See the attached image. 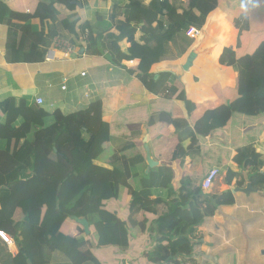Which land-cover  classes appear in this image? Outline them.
I'll return each mask as SVG.
<instances>
[{"label": "trees", "instance_id": "16d2710c", "mask_svg": "<svg viewBox=\"0 0 264 264\" xmlns=\"http://www.w3.org/2000/svg\"><path fill=\"white\" fill-rule=\"evenodd\" d=\"M170 1L151 0L145 5L140 0H128L124 8L126 23L118 28L121 37L109 42L111 55H114L111 61L115 64L140 61L136 78L153 94L160 80H153L151 67L185 56L192 44L185 34L187 28L200 30L218 3V0H186L174 7ZM78 3L79 0H38L32 14L7 11L5 62H44L54 37L73 41L83 35L85 29L89 31L86 51L109 59L101 46L100 34L95 36L88 23H78ZM161 18L166 21L165 29ZM131 23L140 25L150 39L138 44L133 31L130 32V47L124 54L118 41L127 34ZM154 23L156 26L152 27ZM219 63L235 72L237 99L206 111L193 127L166 113L158 117L174 127L177 141L171 159L179 160L180 164L186 158L196 161L199 152L196 135L207 136L224 128L234 114L248 118L264 114V41L252 53L239 57L232 49L224 48ZM175 97L186 101L184 93ZM9 100L0 103V231L12 237L17 254L3 260L7 264H50L58 254L70 264H98L90 248L85 252L80 248L90 247L93 241L96 248L124 250L129 247V238H141L147 233L155 243L146 254L149 264H193L191 240L196 238L197 226L219 207L231 206L234 202L230 191L203 195L197 187L187 191L185 203L180 201L179 195L168 205L167 212L157 217L154 208L157 199L150 196L151 190L159 186V169H152L147 175H143V171L133 173L131 167L144 161L142 157L126 158L123 162L114 157L116 162L112 161L110 169L94 163L100 147L110 141V129L103 119L100 99L91 100L85 108L69 114L59 110L49 114L31 103L30 98L11 106ZM154 121L152 118L149 124ZM186 141H189L188 146H185ZM258 159L249 146L237 149L231 159L254 187L264 185V174L260 171L263 163ZM138 177L139 191H136L130 181ZM235 177V173L227 171L226 184ZM31 178L43 181L39 188H32L33 192L28 190ZM242 184L239 181L238 187ZM168 187L171 196L173 189ZM125 199L128 214L118 219L115 204L119 207ZM75 217L88 223L90 233L85 240L77 239L83 234V228L73 220ZM70 223L77 229L75 235L65 234L64 228Z\"/></svg>", "mask_w": 264, "mask_h": 264}, {"label": "crops", "instance_id": "0c3cea01", "mask_svg": "<svg viewBox=\"0 0 264 264\" xmlns=\"http://www.w3.org/2000/svg\"><path fill=\"white\" fill-rule=\"evenodd\" d=\"M140 1L145 5L151 2ZM179 2L185 0H172L170 4L177 7ZM127 3L128 0H79L77 4L78 23L86 22L95 31V36L100 34L101 46L109 59L87 52V42L86 45L77 42L79 48L76 55L68 59L62 60L57 55L55 60L41 63L7 64L4 60L6 12L32 14L38 0H0V103L10 99L11 106L23 98L34 102V98L39 97L43 100L41 108L45 112L51 114L59 110L69 114L85 108L91 100L100 99L103 119L110 129V141L100 147L94 163L110 169L114 157L120 162L126 158L142 157L144 161L131 167V171H143L144 175L147 164L143 143L146 139L151 159L157 163L155 168L159 169L156 170L159 186L151 190L150 196L157 199L154 206L157 217L166 213L168 205L179 195L180 201L185 203L187 191L200 187L210 169H219V177L209 192H201L203 195H218L230 191L234 202L231 206L219 207L197 226L196 238L191 240L192 262L264 264V185L252 186L243 174L245 172L231 160L237 149L249 146L263 163L260 171L264 174V114L255 118L234 114L224 128L216 129L207 136L196 135L199 143L197 159L191 162L186 158L183 164L171 159L177 141L174 127L158 119L159 115L166 113L193 127L206 111L237 99L236 74L231 68L222 66L219 58L224 48L232 49L239 57L252 53L264 41V0H230L229 3L218 0L217 7L206 17L200 36L192 40L186 55L151 67L153 80H160L155 87L156 94L150 93L140 83L136 78V69L111 61L114 55H111L109 42L121 37L118 28L126 23L124 8ZM177 12L180 13V10ZM161 20L165 29L166 21L164 18ZM155 26L156 23L152 24V27ZM132 31L138 44H145L150 39L140 25L129 24L127 34L118 41V47L124 54L127 53L125 44ZM190 53H194V59L191 66L183 70ZM165 90L170 91L169 95L165 94ZM180 93H184L186 101L176 99L175 96ZM152 118L155 121L150 125ZM7 120V123L11 122L9 114ZM188 145L189 141H186L185 146ZM127 154V157L124 156ZM227 171L236 174L229 185L224 179ZM139 179L130 181L136 191H139L136 186ZM239 181L243 183L240 187ZM248 184L252 190L241 192ZM168 186L173 189L171 196ZM127 202V199L124 200L119 207L115 204L118 219L127 216ZM76 231L70 223L65 234L75 235ZM86 236L83 231L77 239L85 240ZM1 242L0 264H7L3 260H9L14 255L8 245ZM129 242V247L122 250L96 248L91 241L90 247L84 245L80 251L90 248L98 264H149L146 254L154 247V239L147 233L141 238H129ZM50 264L70 263L58 254Z\"/></svg>", "mask_w": 264, "mask_h": 264}, {"label": "built area", "instance_id": "2783aa9c", "mask_svg": "<svg viewBox=\"0 0 264 264\" xmlns=\"http://www.w3.org/2000/svg\"><path fill=\"white\" fill-rule=\"evenodd\" d=\"M185 34L188 38L195 40L200 36V31L198 29L190 26V27H188ZM88 35H89L88 30H84L83 35H81L84 38L85 43H86ZM77 42H78V39H74L73 41H71L70 39H65V38H62L59 36L54 37L52 39L51 47L49 48V50L46 51L45 60H47V61L55 60L57 55L62 60L68 59V58L76 55L78 48H79ZM129 47H130V44H128L126 46L127 49ZM124 63L130 69H137L140 61L138 59H134V60H130V61H125ZM81 76H84V74H82ZM62 89L64 90L65 88L62 87ZM34 103L37 106H42L43 100L39 97H35ZM219 174H220L219 169H217V168L210 169L205 174V176L203 177V179L201 181V184H200L201 190L205 193L209 192V190L212 188L215 181L218 179ZM0 240L3 243H5L6 245H8L10 253L12 255L17 254V249H16L14 242H13V239L10 235H8L7 233H5L3 231H0Z\"/></svg>", "mask_w": 264, "mask_h": 264}, {"label": "water", "instance_id": "95a60500", "mask_svg": "<svg viewBox=\"0 0 264 264\" xmlns=\"http://www.w3.org/2000/svg\"><path fill=\"white\" fill-rule=\"evenodd\" d=\"M221 1L224 3L230 2V0H221ZM194 56H195L194 53H190L188 55L186 62H185V65L183 66V70H186L191 66V63L194 59ZM143 148L145 151V160H146V164H147V167H146L144 173L147 175L150 170H152L153 168H155L157 166V163L152 161V159H151L149 148L146 145V139H144ZM251 190H252L251 185L248 184L245 189H242L240 191L243 193H248ZM73 220L83 228V231L86 235H89V233H90L89 232V226H88V223L85 219H80V218L75 217V218H73Z\"/></svg>", "mask_w": 264, "mask_h": 264}, {"label": "rangeland", "instance_id": "374dc122", "mask_svg": "<svg viewBox=\"0 0 264 264\" xmlns=\"http://www.w3.org/2000/svg\"><path fill=\"white\" fill-rule=\"evenodd\" d=\"M188 29V28H187ZM63 38V37H62ZM65 39H69V38H65ZM85 43V41H84V38L82 37V36H79V38H78V43L80 44V43ZM129 44V42H127L126 44H125V46H127ZM86 45V44H85ZM84 45V46H85ZM121 63H124V61H122ZM42 183H43V181L42 180H40V179H37V178H31V179H29L28 180V190L30 191V192H33V190L34 189H32V188H37V186H38V188L42 185ZM126 200V199H125ZM123 202H124V200L119 204V205H121V204H123ZM117 207H118V205H116ZM64 230H66V227L64 228Z\"/></svg>", "mask_w": 264, "mask_h": 264}, {"label": "clouds", "instance_id": "9594fccd", "mask_svg": "<svg viewBox=\"0 0 264 264\" xmlns=\"http://www.w3.org/2000/svg\"><path fill=\"white\" fill-rule=\"evenodd\" d=\"M186 1V0H185ZM85 30H88V29H85ZM199 30V29H198ZM200 31V30H199ZM190 39V38H189ZM192 40V39H191ZM196 40V39H195ZM87 42V40H86ZM128 50V49H127ZM34 103V102H33ZM35 104V103H34ZM36 105V104H35ZM37 106V105H36ZM43 106V105H42ZM42 106H38V107H42Z\"/></svg>", "mask_w": 264, "mask_h": 264}]
</instances>
